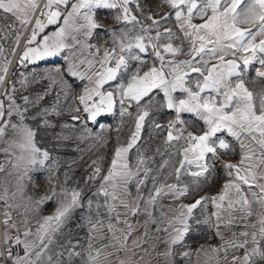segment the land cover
Segmentation results:
<instances>
[{
	"label": "snow or ice",
	"instance_id": "6c2138e0",
	"mask_svg": "<svg viewBox=\"0 0 264 264\" xmlns=\"http://www.w3.org/2000/svg\"><path fill=\"white\" fill-rule=\"evenodd\" d=\"M163 2L173 11L160 20L154 15L146 16L152 23L145 26L131 14L129 5L133 0H43L42 8L41 0H0V12L5 18L10 16L18 21L23 31H27L26 26L35 18L20 56L21 64L61 55L65 61L46 75L49 85L35 100L23 97L25 104L37 107L53 86L58 85L51 105L33 113L35 127L24 123L29 109L22 108L9 95L14 88L3 93L9 100L7 109L0 100V143L7 144L0 151L15 156V162L9 159L7 163L20 173L15 191L10 193L7 186L0 189L4 241L0 246V264H153L158 256L164 257L163 264H178L177 256L190 259L192 253L180 251L177 246L183 245L185 237L200 225L215 227V235L221 241L209 250L216 264H264V90L256 93L246 86L250 69L254 72L253 82L264 81V0ZM135 6L140 8L138 3ZM99 10H118L115 20L132 25L121 29L119 37L116 30H109L114 46L104 47L103 51L99 45L88 42L97 29L105 28L96 19ZM169 17H174L180 36L161 22H167ZM197 19L202 22H194ZM48 25L60 26L51 34L40 36ZM137 25L139 32L129 38L128 32ZM181 37L189 41L186 55L190 59L165 61L162 53L175 57L181 52L180 47L171 43L173 38ZM162 38L169 42L161 44ZM20 40L21 34L17 32L16 47ZM149 49L160 64L141 75L140 66L147 61L140 53L147 55ZM3 51L0 45V54ZM130 61H136L138 66L125 84L118 77L123 79L122 71H129ZM10 65L11 61L6 59L0 65V87L5 84ZM191 73L197 75L189 80ZM112 81L116 82L115 90H109ZM156 89L164 95L161 107L173 112L175 118L166 127L150 122L156 129L167 132L163 147L168 158L153 168L150 162L155 160V154L146 156V149L142 151L136 146L151 113V98L144 104L141 101ZM178 91L183 95L175 96ZM62 99L71 101L66 105L70 120L63 122L64 129L75 131L83 126L76 137L79 140L92 136V130L86 126L88 122L98 123L99 117L114 112L117 103L122 116L131 115L128 107L135 105L139 109L134 117V130L125 145L115 148L106 171H102L98 161L92 162L96 166L84 184L99 183L94 191L90 190V195L83 189L66 187L70 177L65 173L63 182H58L59 191L50 187L34 204L30 196L27 203H15L18 196L24 197L20 181L30 172L39 171L50 159V152L38 146L36 137L41 129L56 127L50 117L64 115L65 108L60 107ZM14 112L19 117L16 122L12 121ZM184 113L203 121V129L188 130L182 119ZM73 131L62 129L54 139L71 141ZM220 133H227L239 143L240 158L236 163H224L228 180L218 194L196 199V192L211 178L215 167L211 161L235 152ZM133 148H136L135 164L129 159ZM155 153H161V148H156ZM174 156L179 159L173 163ZM170 164L171 171L164 174L163 170ZM4 171L0 165V172ZM48 171L51 173L53 168ZM7 174L11 176L12 171ZM169 179L175 182L170 183ZM190 189L194 202L170 205L166 209L160 206V200L178 201L188 196ZM51 200L57 204L54 213L42 217L33 232L27 214ZM209 202L215 211L204 215ZM198 208L200 212L196 213ZM77 212L81 217L79 224L73 223ZM14 213L19 217L15 221ZM253 217L256 223H251ZM240 225L243 231L232 230ZM152 226L155 231L149 236L148 229ZM221 227L230 230L231 235L225 237ZM75 228L87 229L83 243L74 241ZM138 232L139 235H134ZM161 232L165 236L158 235ZM102 239L110 242L97 248L96 242ZM159 242L165 245L162 253L156 252ZM13 245L22 246L23 255L14 254ZM200 251L204 249L197 250L198 256ZM116 252L125 256L113 262L109 257Z\"/></svg>",
	"mask_w": 264,
	"mask_h": 264
},
{
	"label": "rangeland",
	"instance_id": "374dc122",
	"mask_svg": "<svg viewBox=\"0 0 264 264\" xmlns=\"http://www.w3.org/2000/svg\"><path fill=\"white\" fill-rule=\"evenodd\" d=\"M43 0H41V8L43 7ZM136 3L139 4L140 8H136ZM131 8V14L136 15L142 24L145 26H150L152 21L146 20L145 17L148 15H154L155 19L160 20L162 16L166 15L173 10L166 6L163 0H133V3L129 5ZM118 10H99L96 16L98 22L102 23L105 28L97 29L94 33L91 40L88 42L93 45H99L101 47V51H103L104 47L111 48L113 47L112 36L109 30H116L117 37L122 35L121 29L132 28V25L125 24L123 21H116L115 14ZM39 15V11H37V16ZM165 27L171 28L173 32L176 33L177 36L181 34L178 32L174 17H169L168 21H161ZM196 23H201L199 19L194 21ZM35 18H33L32 22L26 26L27 31H23L21 25L18 21H15L14 18L10 16L5 18V15L0 12V45L3 46V53L0 54V65L5 63V59L11 61V65L9 66L8 76L10 74V70L12 69L15 61L22 54L23 49L26 46V41L31 33V30L34 26ZM9 25H13V28H9ZM60 25H48L44 32L40 34V36L51 34L53 31H56ZM31 27V28H30ZM30 28V29H29ZM29 31V32H28ZM161 32L164 31L162 27L160 29ZM20 32L21 40L19 43V47H16V34ZM139 32V25L132 29L131 32H128L129 38L136 35ZM151 35H155V32L150 33ZM40 37L38 36L37 40L39 41ZM169 41L165 39H161L160 43L165 44ZM171 43L174 46H178L181 48V52L178 53L175 57L171 56L169 53H162L165 55V61L168 59H174L177 61H183L190 59V56L186 55L189 50V41L181 37L180 39L173 38ZM21 50V51H19ZM134 51H137L134 49ZM15 52V55L12 53ZM87 55V53H85ZM140 55L147 61L146 64L140 66V74L142 75L144 71H147L148 68L155 65L159 67V60L151 55V50L149 49V53L146 55L144 53H140ZM215 62V61H213ZM65 61L63 59V55L56 57H49L44 60H39L35 63H29L25 61L23 64L20 63L19 70L14 74V77L10 83L9 90L15 89V91H9V95H11L17 104L23 107H27L29 111L25 113L24 123L29 125L30 127H35L37 121L33 119V113L37 112L39 108L44 106H50L52 101L54 100V93L57 86H53L52 91H50L42 100L39 101L37 107H32L30 104H25L23 97L28 96L31 100H35L43 90L47 88L49 85V80L46 79V75L49 72L54 71L55 68L64 65ZM136 61L129 62V71L123 72L122 77H118V80L122 83H127L128 79L132 74V71L137 67ZM98 67V65H97ZM252 67H255L253 65ZM196 73H191L187 79H191V77H195ZM7 76V78H8ZM6 78V80H7ZM254 72L250 69L247 73L246 86L256 92L259 93L264 90V81L255 80ZM5 80V81H6ZM79 85V82H76ZM111 84V88L109 90L116 89V82H109ZM194 86V85H193ZM106 88L108 85L105 86ZM0 87V91H1ZM76 91L79 92V86L76 88ZM175 96H182L183 94L179 91L174 93ZM151 98V108L150 116L145 121V126L142 129L141 139L139 140L136 147L141 148V150H145V155H153L155 154V160L150 162V166L155 168L157 164L164 158H168V152L164 150L163 141L167 135L165 130L156 129L154 123H150L154 121L155 123H159L162 126H167L170 121L175 118V114L169 111L167 108H162L161 105L165 102L163 92L156 89L153 93L150 94V97H145L144 100L141 101V104H144L146 100ZM4 102L5 109L9 106V100L5 96L1 99ZM70 100L62 99L60 102V107L65 108L64 115L62 116H53L50 117L55 124L56 127L54 129H41L37 134V143L38 146L42 149H46L50 152V159L46 162L45 166L40 168L39 171H32L29 173L28 177H25L20 183L24 186V197L21 199L19 196L17 197L15 203H27V198L30 196L32 198L33 204L35 200L39 199L40 196L44 195L46 192H49L50 187H56L57 191H59L58 182H63L65 173L70 177L68 184L66 187L69 189L80 188L83 189L84 193L87 195L91 194V191L95 190L96 185L99 181H96L93 184L85 185V178L90 175L95 168L92 162L98 161L102 167V171H106L110 165V162L114 155V150L116 147L120 145H125L131 135V132L134 130V117L137 115L139 109L133 105L128 107V112L131 115H121L120 105L117 103L116 108L113 113L105 114L102 117L98 118V123L88 122L87 127L92 130V136L83 140H79L76 137L79 132L82 130L83 126L78 127L75 131L72 129H64L65 121L70 120V116L67 113L66 105L70 104ZM127 106V105H126ZM19 117L15 114L12 115V121H18ZM182 119L185 121L188 130L199 132L203 129V121L198 120L196 117L191 114L184 113L182 114ZM179 127V126H178ZM64 131H73V139L71 141L60 142L54 139L55 135L59 133L61 130ZM222 139L227 140L231 146L235 148L234 153H225L221 159H215L211 161L215 164L214 169L211 171V178L205 184H202L200 189L196 192L195 198L198 199L200 196L204 195H216L218 194L223 184L228 180V176L226 174V170L224 168V163L232 162L236 163L240 158L239 144H236L234 138L227 135V133L218 134ZM7 139H12V137H8ZM175 143V142H173ZM7 147L6 143H0V149ZM156 148H161V153H155ZM223 151V150H220ZM135 152L136 148H133L129 153V159L131 163L135 164ZM0 155H6L8 159H12L15 162L14 155H8L3 151H0ZM230 156H234V158H229ZM178 156L172 157V162L174 163L178 160ZM1 165V162H0ZM38 167V166H37ZM53 168V171L49 173L48 168ZM12 171V175L9 176L7 173ZM164 174H167L171 171V164L163 170ZM20 175L19 172L13 171L10 167L6 168L4 172L0 173V189L4 186L9 188L10 193L15 191V186L17 183V178ZM30 177V179H29ZM49 179H51V185L49 184ZM184 180L190 181L191 177H183ZM169 182H175L174 179H169ZM194 187V186H193ZM91 190V191H90ZM95 199V197H92ZM192 193L190 189V193L188 196L181 197L180 200L173 202L168 198H164L160 200V206L163 208H167L170 205H178L180 203H192ZM1 205V213L3 211V203L0 202ZM57 207L55 200L46 201L44 204L38 206L36 211H30L27 215L30 220V227L34 232L37 227V222L42 220V217L52 215ZM213 205L211 202L208 203L207 212L204 215H207L209 212L213 211ZM23 211V209H20ZM200 209L196 210V213H199ZM2 219V215H1ZM19 219L16 213L13 214V221ZM135 219V218H133ZM141 219H143L141 217ZM81 220L79 212L76 214V220L73 221L75 224H79ZM0 225V230H1ZM211 227L207 225L198 226L195 232L189 233V239L192 242L201 241L210 238L211 236ZM86 228H75L73 229V239L80 240L81 243L86 239L85 233ZM143 229L140 230L142 232ZM155 231V226L149 227L148 232L149 236H151ZM3 232V231H2ZM13 234H15L13 230ZM140 233H135L134 235H139ZM160 236H165V233H158ZM63 239V237H61ZM109 240H100L96 242L97 248H103V245L109 243ZM131 240L129 241V243ZM4 243L3 236L0 238V246ZM163 244L162 242L157 243L156 252L159 251V247ZM144 247H148V243H145ZM20 248L22 250V246L13 245L14 249ZM105 251H112V249H104ZM23 251V250H22ZM125 253L116 252L114 255L109 257V259L113 262L117 260V257H124Z\"/></svg>",
	"mask_w": 264,
	"mask_h": 264
},
{
	"label": "crops",
	"instance_id": "0c3cea01",
	"mask_svg": "<svg viewBox=\"0 0 264 264\" xmlns=\"http://www.w3.org/2000/svg\"><path fill=\"white\" fill-rule=\"evenodd\" d=\"M234 141H235V139H234ZM235 142H236V144H239L237 141H235ZM240 151L241 150L239 147L238 153H240ZM229 158H234V156H230ZM0 210H1V205H0ZM214 211H215V209L213 208L212 212H214ZM212 212L211 213L209 212L207 215H211ZM251 223H256L255 217L252 218ZM210 230H211L210 238L205 239V240H201L198 242L196 241V243L192 242V240L189 239V235L185 237L184 244L178 245L177 249L180 251H190L192 253V255H191L190 259L187 257H183V256H177L176 260H177L178 264H216V261L213 258V255L210 253L209 250L211 247L218 246L221 243V241L215 235V231H216L215 227H211ZM232 230L239 232V231H243L244 229H243V226L240 225L238 227L233 228ZM220 231L224 233L225 237H229L231 235V231L224 228V227H221ZM2 236H3V233H2ZM0 238H1V236H0ZM159 248L160 249L158 252L162 253L164 248H165V245L161 244V246ZM201 248H203L204 251H200L199 256H198L197 250H199ZM206 252H207V254H206ZM157 261H159V264H163L164 257L163 256L155 257L153 264H157Z\"/></svg>",
	"mask_w": 264,
	"mask_h": 264
},
{
	"label": "trees",
	"instance_id": "16d2710c",
	"mask_svg": "<svg viewBox=\"0 0 264 264\" xmlns=\"http://www.w3.org/2000/svg\"><path fill=\"white\" fill-rule=\"evenodd\" d=\"M20 68V60H19V57L17 58V60L15 61L11 71H10V74L6 80V84L3 88V91H2V94H1V99H3L5 97V95H3L5 89H9V86H10V83L14 77V74L19 70Z\"/></svg>",
	"mask_w": 264,
	"mask_h": 264
},
{
	"label": "built area",
	"instance_id": "2783aa9c",
	"mask_svg": "<svg viewBox=\"0 0 264 264\" xmlns=\"http://www.w3.org/2000/svg\"><path fill=\"white\" fill-rule=\"evenodd\" d=\"M255 65V64H254ZM256 66V65H255ZM11 71V70H10ZM9 159L7 158L6 155H0V162H1V165H3V167L5 168H8L9 167V164L7 163ZM12 160V159H11ZM1 173V172H0ZM1 236V235H0ZM14 254L16 255H23V251L20 249V248H17V249H14Z\"/></svg>",
	"mask_w": 264,
	"mask_h": 264
},
{
	"label": "bare ground",
	"instance_id": "6f19581e",
	"mask_svg": "<svg viewBox=\"0 0 264 264\" xmlns=\"http://www.w3.org/2000/svg\"><path fill=\"white\" fill-rule=\"evenodd\" d=\"M43 4V3H42ZM31 28V27H30ZM29 28V29H30ZM29 32V31H28ZM19 51H21V50H19ZM6 82V81H5ZM6 84V83H5ZM5 84H4V86H5ZM4 88V87H3ZM2 89V88H1ZM3 91V90H2ZM1 94H2V92L0 91V97H1ZM0 213H1V210H0ZM0 219H1V215H0ZM1 227H3V226H1ZM3 231V228H1V231H0V235L2 236V232Z\"/></svg>",
	"mask_w": 264,
	"mask_h": 264
},
{
	"label": "water",
	"instance_id": "95a60500",
	"mask_svg": "<svg viewBox=\"0 0 264 264\" xmlns=\"http://www.w3.org/2000/svg\"><path fill=\"white\" fill-rule=\"evenodd\" d=\"M12 68V67H11ZM6 83V82H5ZM4 87V86H3ZM3 87H2V89H1V92H2V90H3Z\"/></svg>",
	"mask_w": 264,
	"mask_h": 264
}]
</instances>
